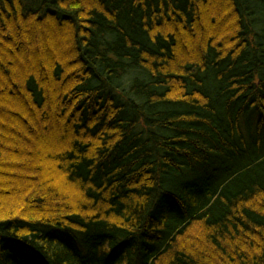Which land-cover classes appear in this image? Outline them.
<instances>
[{
	"label": "trees",
	"instance_id": "1",
	"mask_svg": "<svg viewBox=\"0 0 264 264\" xmlns=\"http://www.w3.org/2000/svg\"><path fill=\"white\" fill-rule=\"evenodd\" d=\"M0 264H264V0H0Z\"/></svg>",
	"mask_w": 264,
	"mask_h": 264
}]
</instances>
